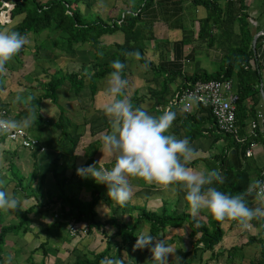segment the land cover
Masks as SVG:
<instances>
[{
    "label": "trees",
    "instance_id": "trees-1",
    "mask_svg": "<svg viewBox=\"0 0 264 264\" xmlns=\"http://www.w3.org/2000/svg\"><path fill=\"white\" fill-rule=\"evenodd\" d=\"M127 1L124 0L125 6L129 8L132 5ZM133 1L135 6L133 10L125 9L121 15L118 14L117 18L110 15L105 20L99 15H94V18H92L91 14L84 13L80 7L83 4L81 0H0L1 26L6 25L8 21L12 22L18 16L20 20L11 27L12 30L19 31L25 38L30 33L40 35L39 38L32 40V44H29L27 40L21 51L5 66V70L0 72V110L5 111L6 118L18 121L35 114L37 119L34 118L29 127L22 128L26 130L29 136L38 141L33 149H28L21 146L19 142H14L18 149L9 151L13 158L27 155L32 159L31 165L33 168L26 177L20 174L21 170L15 160H10L6 166L5 170L9 173L10 180L14 182L11 187H8L9 182L7 183L6 188L10 189V192H8L16 197L19 191L25 195L20 201L19 209L0 210V264L6 262L11 264L9 261H13L12 258H7L10 255L5 254V246L8 242L7 235L28 232L34 216L45 215L49 212L54 213L53 221L33 235L34 238L39 240V243L30 251L31 254L40 251L42 259L40 262L35 263L31 255H28L26 257L28 264H43L42 261L46 260V257L52 254L51 252L56 254V250L51 249L49 246V238L56 236V230L58 229L63 230L65 233L61 237L63 242L69 243L72 239L83 238L84 236H70L69 227L72 223L84 227L86 230L85 236L93 237V234L98 233L102 238L104 247L100 251L87 250L83 253L78 251L76 254H71L74 257L73 261L70 263L68 260L71 256H68L65 264H67L66 262H69L68 264H102L105 259L123 261V264H140L138 256L146 262L145 264H152V256L148 248L143 249L144 255L139 252V249H137V252L136 249H133L136 235L141 231H150L152 235L164 238L167 230L173 231L180 228H183L187 235L193 239V243L187 251L181 253L182 260L179 264H201L203 261L202 256L207 251L210 252L209 260L218 258L219 253L215 248L220 245L224 236V223L228 222L229 227L238 223L231 218L222 221L216 220L207 211H201V213L193 216L184 199V192L179 189H176L177 197L173 202L174 206H169L168 203L170 204V202L167 199L162 203V210L158 208L149 209L151 206L149 207L147 204L121 206L114 201V205L110 208L111 214L109 213L106 218L99 219L96 211L97 204L102 201L108 204L104 193L100 190L101 185L103 188L106 185H98L92 178H89L90 180L82 182L83 186L79 191H76L73 187H68L71 183H80L83 178L77 174L76 163L70 161V158L77 157L76 150L85 134L89 133L94 138L89 140L83 148L84 156L88 158L85 166H88L89 159L95 156L103 144L102 136L110 131V124L104 113V106L92 109V111H97L99 115H91V117L89 116L90 105L82 103V95L85 91L89 92L87 99H91V105L93 106L100 91L99 83L107 78L113 70L111 67L112 61L119 59L126 64L123 72L128 81L126 93L128 95V90H130L128 97L131 98L134 105L140 106L141 98H139L138 93L136 94V89L131 92L132 80L130 78L132 73L128 68V58L132 57L143 65L150 64L144 57V50L146 47L145 42L150 40L151 37L146 35V27L142 25L139 18L140 11L149 6L150 0H143L138 9L135 5L136 0ZM194 2L203 3L208 11V15L200 21V37L201 33L207 30V25L210 22L217 24L222 20L221 14L219 15L221 9L208 0H195ZM229 10L230 14L235 12L231 5ZM242 16L246 18L245 14H241ZM117 31L122 33L123 39L121 42L109 46L102 43L101 37L103 35ZM260 39L261 37L257 38L256 47ZM42 44L47 46L45 52H40ZM84 49L91 55L92 60L82 61L77 70L62 69L61 62L65 63V60L62 59L74 60ZM136 52L141 53L140 59L136 58ZM253 57L254 50L250 46L246 49L231 48L225 56L223 66L218 71L208 73L203 69H199L194 73L183 75L180 85L174 90L169 101L165 99L168 80L175 78L180 73L168 72L161 66H154L155 79L158 80L160 76H164V79L157 91H151L154 93L152 109L158 104L174 102L178 92L188 88L196 81L230 79L233 81L234 89L238 94L236 123L237 125L243 124L249 117H255V109L259 101L260 75L258 69L253 68L250 63ZM24 58H30L31 65H26ZM46 60L47 66L43 67L41 61ZM51 65H54V67L51 68ZM88 65H91V70L87 69ZM30 66L31 69H29ZM39 69H41L40 72L37 71ZM25 76H29L28 79H24ZM2 78L5 79L4 84L1 82ZM14 82L15 87L24 89L25 95L19 97L17 96L20 93L19 89L16 92L11 90L7 98L3 99L2 92H9V88ZM59 90L62 95L67 92L69 99H72L70 94H73L79 102L78 107H71L67 100L57 95ZM17 97H19L18 100ZM57 100L59 101L57 102ZM46 101H50L55 109L57 108L55 113L49 116H45L42 112V104ZM248 102H251L249 109L246 104ZM175 106L178 107L177 104ZM181 109L188 120L192 122V130L188 135L190 142L196 135L202 134L201 127L207 124V134H216L215 140L222 137H231L230 145H238L233 135L224 134L217 130L209 107L197 104L192 106L189 111H185L182 107ZM201 111L205 112V117H202V120L195 119V114ZM257 130L256 137L250 136L246 139L245 145L243 144L244 155V149L248 147L250 141L257 142L260 140L264 142V131L260 133ZM9 142L12 141L6 138L5 132H0V144L9 145ZM41 146L45 148L42 152L40 151ZM50 149L52 155L48 159H51L52 166H49L46 171L41 170L38 172L42 167V162L47 160V158L41 160V155ZM226 149L224 152L215 155L213 161L209 159L210 163L206 165V168L220 169L225 181L223 184L216 186L230 194H238L243 192L252 182L250 170L246 167L237 168L233 164L225 166L223 161L226 159ZM5 153H7V150ZM47 174H50L54 184L52 188L47 187L45 191L40 193L41 187L43 188L47 184ZM259 177L256 179H259ZM33 186L34 188L37 186L36 191L26 193L27 190L33 189ZM148 198L146 197L145 201ZM251 199L252 195L248 197V202ZM26 200H34V202L23 206V202ZM168 206L169 208H167ZM39 207H43L44 210L39 209ZM56 207L58 210L55 209ZM120 208L122 215L118 216L116 212ZM125 209L128 210L126 216H124ZM10 213L12 215H8ZM201 214L204 219L199 218ZM261 224L264 228V220H261ZM41 234H45L43 241L39 239ZM253 240L255 238L248 239L245 245L248 246ZM241 248H234V250L240 252ZM20 249V247H16L14 250L18 252L17 250L20 251ZM72 251H77V248L73 246ZM261 252L264 254V245L261 246ZM16 264L24 263L19 262ZM172 264H177V262H172ZM204 264H207V260Z\"/></svg>",
    "mask_w": 264,
    "mask_h": 264
},
{
    "label": "crops",
    "instance_id": "crops-1",
    "mask_svg": "<svg viewBox=\"0 0 264 264\" xmlns=\"http://www.w3.org/2000/svg\"><path fill=\"white\" fill-rule=\"evenodd\" d=\"M208 1L210 3H215L217 7L221 9L219 15L221 14L222 20L219 19L220 22L217 24L210 22L207 25V30H205L204 33L202 32L200 37V21L208 15L207 8L203 3H197L192 0H150L149 6L140 11V22L146 27V35L151 37L150 40L145 42L146 47L144 50V57L150 64H141L145 76L143 75L141 77L143 83L139 84V86L134 89H136V94L138 93L139 98H141L140 107H143L149 113L160 115L169 109L175 111L176 119L168 131L175 134L178 138H188L192 130V122L183 114L181 107L175 106L171 101L168 102L172 98L174 90L180 85L182 76L194 73L199 69L205 71L209 69L216 72L223 66L225 56L231 48L235 49L236 47H240L246 49L249 46L252 47L254 50V57L250 60V63L253 68L258 69L260 75L258 86L259 101L255 109V117H249L243 124L237 125V137L242 142L236 140L238 145L231 146V137H222L215 140L216 134H207L208 125L205 124L201 127L202 134L196 135L190 142L191 146L195 149V154L189 163V167L196 170L207 169L206 165L210 163L208 160L211 159L210 161H213L215 155L224 152L226 147H228L225 152L226 159L223 161L225 166L233 164L237 168L246 167L251 171L255 170L257 177H259L264 168V142L260 140L256 142L251 157H246L244 155L243 144L245 145L246 139L251 136L252 121L257 123L256 129H258L257 131L260 133L264 128V121L258 117V114L264 112V0ZM111 2L109 6L111 13L108 17L112 15V17L117 18V16H119L118 14L121 15L123 10H133L135 8L133 5L134 1L129 8L125 6L124 0H111ZM142 3L143 0H136V8L138 9ZM230 5L235 11L232 14L229 13ZM241 14H245L246 18H243L244 16L241 17ZM1 28L6 30L5 25H2ZM118 32L119 31L111 33V35H115L117 38L112 39L109 44L105 43L104 45L109 46L121 42L123 37H120L119 34L117 35ZM258 37H261V39L257 42L256 47ZM107 38L109 37L106 36L104 39ZM154 66H161L165 71L178 72L180 75L168 80L169 82L166 88L167 93L165 96L168 103L158 104L152 109L154 93L151 91H157L164 79V76H160L158 80L155 79ZM28 77L25 76L24 79H28ZM130 79L132 80V76ZM1 82L4 84L5 79L2 78ZM14 84L15 83L9 88V92H2L3 99L7 98L11 90L16 92L17 89H19L20 93L25 92L24 89L15 87ZM109 102L110 100H108V103ZM250 103L251 102L246 103L248 109ZM45 109H47V106L42 108L43 114ZM90 115L97 116L99 114L97 111L93 110ZM202 117H205V112L203 111L195 114V119L197 120H202ZM233 137L235 138V136ZM80 145L82 151L77 158L80 157L81 162L76 168L85 166L88 162V158L85 157L83 153V148L86 145L84 144V139L81 141ZM8 149L11 152L12 150L18 149V146L14 142H9V145L5 143L0 144V155H2L3 152L5 153L6 150L8 151ZM89 161V165L98 162L97 166L103 165L110 168L115 162V156L107 153L102 144L95 156L90 158ZM42 164L44 165L45 161H43ZM129 179L131 186H133L131 180H134V177H130ZM84 180L85 178H82L80 183L76 182L73 188H75L76 191L81 190ZM88 180L90 179L88 178L87 181ZM140 180L142 181L141 178ZM142 182L138 183L136 187L137 192H135L139 200H144L146 197H149L146 200L147 206H160L163 201L159 200V204L157 203L155 205L154 203L156 200L154 195L156 196L158 194L159 196L161 191H168L167 193L170 195V198L173 191L175 194H173L172 200L169 199L170 204H168L174 206L173 202L177 197L176 189L169 190L155 183ZM52 184L53 181L50 174H47V187L52 188ZM142 191L147 193L142 195ZM259 203H261L260 199L253 194L249 204L251 206H256ZM39 209L44 210L43 207H39ZM55 209L58 210L57 207ZM53 216L54 213L49 212L45 215L40 214L34 216L33 219H40V222L48 219L45 223L41 222L46 226L52 223ZM199 216L200 219H204L202 214ZM41 223H38L39 228L44 227ZM224 224V236L220 245L215 248L219 253L218 258L209 260L210 252L207 251L202 256L203 261L201 264H204L206 260L207 264H264V254L261 252V246L264 245V228L261 224V220H253L248 228H242L239 223H235L232 227H229L228 222ZM56 236L62 237L61 234H57ZM54 237L52 236L51 238L53 239ZM250 238H255V240L246 246L245 244ZM238 247H242L240 252L234 250V248ZM54 263L53 261V264Z\"/></svg>",
    "mask_w": 264,
    "mask_h": 264
},
{
    "label": "clouds",
    "instance_id": "clouds-1",
    "mask_svg": "<svg viewBox=\"0 0 264 264\" xmlns=\"http://www.w3.org/2000/svg\"><path fill=\"white\" fill-rule=\"evenodd\" d=\"M25 37L17 30H0V72L23 48ZM137 59L141 53L136 52ZM105 94L110 102L104 105L110 131L102 136L104 149L115 162L112 166L97 167V163L77 168L83 178H92L98 184L107 186V195L118 205H126L132 196L130 177L141 178L169 190L184 192L190 213L195 216L207 211L216 220L231 218L242 228H248L253 220H264V179H256L241 193L230 194L216 185L223 184L225 177L218 168L196 170L189 167L195 149L187 137L178 138L168 130L176 119V112L169 109L160 115H153L146 109L134 105L126 93L128 85L123 72L126 64L119 59L112 61ZM146 67V66H145ZM19 97H17V100ZM35 114L22 121L0 118V132L29 127ZM259 193L261 203L251 206L250 195ZM20 208V200L0 188V210ZM148 248L152 264H171L169 256L174 249L165 239L150 231L136 235L133 249ZM177 264L182 260L175 255ZM102 264H123V261L105 259Z\"/></svg>",
    "mask_w": 264,
    "mask_h": 264
},
{
    "label": "rangeland",
    "instance_id": "rangeland-1",
    "mask_svg": "<svg viewBox=\"0 0 264 264\" xmlns=\"http://www.w3.org/2000/svg\"><path fill=\"white\" fill-rule=\"evenodd\" d=\"M128 1L132 5L133 1H131V0H128ZM81 2L83 3L80 6L81 10H83L84 13H87L88 15L91 14L92 18H94V15H99L103 19L107 20L106 17H108V15L111 13L110 9H109L110 8L109 7L110 3H112L111 0H81ZM19 20H20V18L17 16L14 20H12V22L9 21L5 25L6 26V30L11 29V27H13ZM0 30H3V28H0ZM118 34L120 35V37H123L122 33L118 32L117 35ZM106 36H108L109 38L104 39ZM39 37H40V35H38L36 33H34V34L30 33L25 39H26V41L28 40L29 44H32V40L34 38L37 39ZM116 38H117V36H115V35L106 34V35H103L101 37V41H102L103 44H105V43L109 44V42L112 39H116ZM46 49H47V46L45 44H42V50H40V52H43V51L45 52ZM24 60L26 61V65H28V64L31 65V59L30 58H24ZM62 60H65V63L61 62L62 69L63 70L64 69H66V70L68 69V71H70V70H77L79 65H80V63L82 61L92 60V57L87 52V50L84 49L83 51H81L79 53V56L76 59L71 60L69 58H65V59H62ZM41 62L43 63V67L47 66V60L46 61H41ZM53 67H54V65H51V68H53ZM128 68H129V71H131V73H132V84L130 86L131 89H132L131 90V92H132L134 90V88L138 87L139 84L143 83L142 82L143 79L141 77L144 75L143 74L144 71H142L143 70V66L141 64H139L138 60L133 59L132 57L128 58ZM29 69H31V66L29 67ZM87 69L91 70V65H88ZM206 70H207L208 73H213L212 70H209V69H206ZM37 71L40 72L41 69H39ZM133 76H135V77H133ZM107 80H108V77L103 79V80H101V82L99 83L98 86L100 87V91L97 94V97H96V100H95L93 106L91 105V99H87L89 97V95H88L89 92L85 91L84 92L85 94L83 93V95H82L83 96L82 103L90 105V107H89V113L90 114L92 113V109H95L97 107H103L106 103H108V100H110V97L105 94V89L107 87ZM60 90H63V89H60ZM60 90L57 92V95L62 97V99L67 100L68 104L71 105V107H78L79 102H78L77 99H75V96L73 94L71 95L70 93H68V94H70V96H72L71 97L72 99H69V96H67V92H65L64 95H62ZM129 93H130V90H128V95H129ZM23 95H25V92L17 94V96H19V97H23ZM103 97H104V99H103ZM58 101L59 100H57V102ZM46 102H47V104H46ZM46 102H44V104L42 105V108H45V106H47V109L44 110V114L46 116L54 114L55 111L57 110V108L55 109L54 105L50 101H46ZM90 114H89V116H91ZM83 138H84V144H87L89 140H93L94 139L93 136H89V133H86ZM9 151L10 150L8 149L7 153L3 152V154L0 155V165H2V167L0 168V188H3L7 192L8 191L10 192V189L6 188V185H8L7 183L9 182V186L8 187L13 186V183H14L12 180H10L9 173L5 170L7 164H8V162H10V160L11 161L15 160V163H17L18 167L21 170L20 174L25 175L26 177H28V175L30 174V171L33 168L32 165H31L32 159H30L28 156L22 155V157L13 158L11 156V154L9 153ZM81 151H82V148H81V145H79L78 149L76 150V152H77L76 155L80 156V152ZM51 155H52V150L51 149L45 151V153H43L41 155V157H42L41 160H44L45 158H47V160H45V164L44 165L42 164V167L38 170V172L41 171V170L45 171L46 169H48L49 166H52L51 159H48L49 157H51ZM41 160H40V165H41ZM75 160H76L75 163L77 164L76 166H78L79 163L81 162V158L80 157H78V158L77 157L70 158V161H75ZM97 167H99V166H97ZM250 176H251V181H254L257 178V174H256L255 170H252V171L250 170ZM27 179H29V178H27ZM87 179L88 178H85L84 181L86 182ZM131 181L133 183L132 196H131L130 200L127 202V204L128 205H137V204L138 205H141V204L145 205L147 203V201H145V199L144 200L142 199L143 201L139 200L138 195L135 194V192H137V188L136 187H137L138 183H141L142 181H143L142 183H145V181L143 179L141 181L140 178H135V177H134V180H131ZM53 184H52V186H53ZM68 187H75V183H71ZM36 189H37V186L35 188L33 186V189L27 190L26 193L35 192ZM46 189H47V184H45L43 186V188L41 187L40 193L45 191ZM100 190H101V192L104 193V196L106 197L107 202H108L109 205L106 204L104 201H102L99 204H97L96 211L98 213V218L99 219L100 218H106V216L109 215V213H110L111 206L114 205V201H112L110 199V197L107 195V192H108L107 186H105V188H103V186L101 185ZM167 192L168 191H161V193H159V196H158V194L156 196L154 195V198L156 200L154 204L155 205L157 203L159 204V200H161V201H164L165 199H167V200L171 199L172 200L173 199V194H175V193H173V191H172V195L169 198L170 195H168ZM145 193H147V192H143L142 191L141 194L143 195ZM24 195H25L24 193H20V191H19V194H18L17 197L21 201L23 199ZM38 197L40 198V196H38ZM33 202H34V200H26L25 202H23V206H27L28 204H32ZM118 207H121V206H118ZM161 207H162V205H160V206L152 205V207H150L149 209H153V210L157 209V208L161 209ZM167 208H169V207H167ZM121 211H122L121 208L118 209L117 212H116V215L121 216L122 215ZM127 211L128 210L124 211V216L127 215ZM8 215H12V214L10 213ZM199 218H200V216H199ZM7 219L9 220L8 217H7ZM201 219H203V218H201ZM47 220L48 219H45V221H47ZM45 221H41V222L45 223ZM41 222H40V219H38V220L34 219L32 221V223L29 225V231L28 232H21L18 235H14V234H8L7 235L8 242H7L6 246H5L6 247L5 248V254L10 255L7 258H12V260L14 262H16V263L21 262V263H24V264H28V262L26 261V257L28 255H31V257H32V259H33V261L35 263L41 261L42 258H41V252L40 251L37 252L38 254L37 253H33V254L30 253V251L32 249H34V247H36L37 244L39 243V240L34 238L33 235L36 232H38L39 229L43 228V227L39 228V224L38 223H41ZM42 225H44V227H45V224H42ZM56 234H61L62 236L65 235L63 230H59V229L56 230ZM93 235H94L93 237L88 235V236H84L83 238H80V239L76 238L75 240H73L71 238L72 241L69 242V243L63 242L59 236H55L53 239L50 237L49 238V246H50L51 249L56 250V254H54L55 252H51L52 254L47 256L46 260H44L46 262L44 263V261H42V263L43 264H53V261H54L55 262L54 264H65V260L67 259L68 256H71V258L68 260L71 263L73 261V259H74V257L71 254H76L78 251H80L82 253L86 252L87 250L88 251L89 250L100 251L104 247L103 241L101 240L102 238H101V236L98 233L97 234L95 233ZM39 239H41L43 241V239H45V234H41L39 236ZM163 239H165L174 249H176V252H175L174 256H169V261H171L173 259L172 262H174V263L177 262L176 258H175V255L180 256L181 253L187 251L190 248V246H192V243H193V239H191L187 235V233L185 232V230L183 228L175 229L173 231L167 230V234L164 236ZM73 246H75L77 248V251H72V247ZM16 247H20L21 248L20 251L17 250L18 252H16L14 250V249H16ZM137 251L138 250L136 249V252ZM139 252L142 253V255H144L143 249H139ZM56 256H58V257H56ZM142 257H144V256H142ZM54 259H56V260H54ZM138 259L140 260V264H143V263L145 264L146 263L139 256H138ZM13 261H9V262H11V264H16ZM48 261H50L51 263L48 262ZM69 262H66V263L68 264ZM172 262H171V264H172ZM5 264H9V263L6 262Z\"/></svg>",
    "mask_w": 264,
    "mask_h": 264
},
{
    "label": "built area",
    "instance_id": "built-area-1",
    "mask_svg": "<svg viewBox=\"0 0 264 264\" xmlns=\"http://www.w3.org/2000/svg\"><path fill=\"white\" fill-rule=\"evenodd\" d=\"M195 1V0H192ZM238 101V94L236 93L233 81L230 79L225 80H205L196 81L188 88L178 92L174 98V104L189 111L194 105H202L209 107L212 116L214 117L217 130L224 134H231L235 139L242 142L237 137V123H236V103ZM258 117L264 121V112L258 114ZM0 118H5V111L0 110ZM264 126V125H263ZM257 123L251 122V136L256 137ZM264 131V128H263ZM6 138L12 142H19L21 146L28 149H33L38 142L35 138L28 135L24 128L12 129L5 132ZM256 142L250 141L248 147L245 149V156L251 157L253 155V148ZM45 148L41 146L40 151ZM259 179H264V169L260 173ZM257 197L260 196L256 193ZM261 200V198H259ZM85 228L79 224L72 223L69 227L70 236H85Z\"/></svg>",
    "mask_w": 264,
    "mask_h": 264
},
{
    "label": "bare ground",
    "instance_id": "bare-ground-1",
    "mask_svg": "<svg viewBox=\"0 0 264 264\" xmlns=\"http://www.w3.org/2000/svg\"><path fill=\"white\" fill-rule=\"evenodd\" d=\"M5 118H6V115H5ZM8 118V117H7Z\"/></svg>",
    "mask_w": 264,
    "mask_h": 264
}]
</instances>
